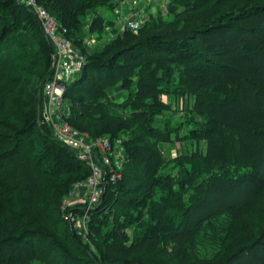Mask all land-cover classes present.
Here are the masks:
<instances>
[{
	"label": "trees",
	"instance_id": "1",
	"mask_svg": "<svg viewBox=\"0 0 264 264\" xmlns=\"http://www.w3.org/2000/svg\"><path fill=\"white\" fill-rule=\"evenodd\" d=\"M178 1L183 7L174 21L152 20L136 33L116 34L100 51L83 54L82 70L65 83V121L70 127L93 140L119 141L124 149L120 166L116 161L105 171L108 180L110 171L120 177L105 185L90 212L89 240H108L103 228L113 210L125 227L135 223L136 234L127 240V248L119 243L115 249L96 251L71 232L62 213L73 186L87 180L91 170L54 138L51 127L38 126L34 111L43 85L53 76V45L31 11L16 0H0V264H77L81 262L71 255L76 250L97 264H153L129 259L128 248L162 243L183 252L192 243L194 250L204 245L200 234L212 231L214 239L220 237V229L234 221L241 205L264 215V0ZM37 3L80 52L82 20L99 6L108 4L112 11L115 6L114 0ZM104 22L97 16L91 29H102ZM34 62L40 70H32ZM134 70L135 87L123 104L108 101L103 95L107 86L102 85ZM174 73L182 78L179 95L188 93L198 100L195 108L202 121L189 131V138L229 145L214 169L211 159L198 153L180 163V175L163 173L168 163L157 140L168 139L173 130L162 132L153 124L166 110L161 93L171 91L160 86H169ZM10 74L18 77L10 80ZM123 85L129 89L130 82L124 79ZM82 117L88 121H79ZM7 119L18 123L2 121ZM202 174L206 177L197 181ZM173 186L179 194L175 209L182 212L177 227L165 220V201L148 204L157 189ZM172 196L167 199L170 205ZM147 210L149 222L137 223L133 212ZM258 227L222 264H264V224ZM120 234L125 240L124 231ZM215 241L221 248L223 239ZM59 253L61 261L54 257Z\"/></svg>",
	"mask_w": 264,
	"mask_h": 264
},
{
	"label": "rangeland",
	"instance_id": "2",
	"mask_svg": "<svg viewBox=\"0 0 264 264\" xmlns=\"http://www.w3.org/2000/svg\"><path fill=\"white\" fill-rule=\"evenodd\" d=\"M240 1L243 2L248 0ZM114 4L115 6L113 11L108 4H105L96 8L94 13L89 14L82 20L81 52L74 44L71 43L74 51L77 54L84 56L83 54L90 55L92 53L98 52L104 48L106 43H109V41H111L116 34L124 33L126 31L136 33L139 28L150 23L152 20L155 22L174 21L176 19V15L182 11L183 7L178 0H114ZM97 16L101 17L105 21L102 23V29L99 27L91 29V24L95 22V18ZM20 17L23 18V15L19 16L18 18ZM20 33H23L22 35L25 34L24 32ZM117 63H121V60ZM40 67L41 65H39V62H34L32 70H40ZM137 72V70H134V72L131 74L123 73L122 75L120 74L119 77L104 83L102 86H107L103 93L106 99L117 105L123 104V102L127 99L128 92L135 87V81L137 79L136 77H138ZM65 74L66 75L63 81H66L67 84L73 82L75 77L78 75H75L71 72L68 73V71ZM173 75L175 77L169 86H165V84L160 86L169 87L171 91L168 93H161L159 98L161 103L166 107V110L162 116L154 120L153 124L154 127L158 128L162 132H165L166 128L173 130H171L172 135L169 136L168 139L160 138L157 140V147L161 151L164 160L168 163L163 173H167V171L168 173H173L174 171L175 175H180V163L189 156L198 153L208 156L213 163L212 169H214V165H220L222 159L221 157H223L225 152L228 151L229 145L224 141H213L210 143L204 139L192 140L189 138V131L195 129L202 121L198 110L195 108L198 100L196 99V96L190 95L188 93H181V95H179L180 93L177 92L176 88L180 85L179 83H181L182 78L179 74L176 75V73H174ZM17 77L18 75L16 74L9 75L10 80H14ZM26 77L31 79L30 76ZM158 77L160 76H157L156 78ZM124 79H127L130 82L129 89L123 85ZM17 81L19 80H16V83ZM63 81L61 82L62 84ZM48 84L49 83L43 85L42 91L38 96V99L41 96L40 102L39 104L37 103L38 105H36L34 109L35 112H38V126L40 127L46 125L44 121H42V115L45 110V99L43 92ZM63 85L65 86V84ZM20 87L22 88V83L20 84ZM204 105L205 107L207 106L206 103ZM67 106L68 102L62 101V104L59 107L53 109V121L64 119L62 115L66 118ZM2 121L10 122L12 123L11 125H16L18 123L16 122L15 124V121L12 119ZM79 121L82 122L88 120L82 117ZM75 131L78 132L77 130ZM78 133L81 134L80 132ZM70 149L73 150L72 148ZM240 151H243L242 147L240 150H238V152ZM110 158L111 159L100 160V164L105 171H108L116 166L115 163L117 158H115L114 155ZM203 177H206L205 174L199 176L197 181H202ZM106 180L109 183L110 180L107 178ZM108 183L105 185L109 186L107 185ZM80 193L82 194L83 190H80ZM78 194L79 192L76 193V195ZM171 195L173 196L171 198L172 203L170 205L168 203L170 200L167 199H169ZM176 195H179L178 188L173 186L171 188L157 189L155 193L150 195L148 199V204H150V202L156 204L158 201H165V207L167 208L165 211V214H167L165 220L169 224L175 222L174 227L179 226L178 223L182 220V212H178V209H175V204L178 200ZM181 199L185 200L186 197L183 195L181 196ZM72 202H75V200ZM119 209L120 208L118 207L117 210ZM127 212L131 213L132 210L128 209ZM62 213L65 214L66 211L63 209ZM133 216L138 217L137 223L139 221L142 223H148L150 220V212L148 210L138 214L133 212ZM105 217L107 218V226H105L103 229L110 234L108 240L104 241L102 240L103 237L98 236L96 237L98 243L90 242L91 244L89 247L92 250L93 247H96V251L98 250L97 247H99L102 251H104L103 248H105V250L115 249L119 243H122V245L127 248L129 245L127 240L129 241V238H132L133 234H136L132 233L136 229L135 223L129 224L127 225L128 227H125L123 220H121L122 217L119 215V212L115 213V210L109 213V216ZM223 218L224 217L221 218V222L225 220H223ZM53 220L54 219H52V222ZM263 224L264 215L254 212L251 208H249L248 204H243L241 205V209L236 212L234 221L227 225V227L223 226L225 229H220L221 232L218 233L220 237L214 239L212 231H207L200 234V238L202 242H204L203 246H198L195 247L194 250H190L192 249V243H190L186 245L185 251L180 252V250H177L171 245L163 246L162 243H157L153 247L150 245L151 243L145 242L139 249L130 250V248H128L129 250L127 256H129V259H148L153 264H222L224 259L230 254L229 252L236 250L239 246H241L242 241H244L243 238L250 236L254 237L256 234L255 230H258L260 228L258 226ZM121 231H124L127 236L125 240H123L121 236L117 235L120 234ZM113 232H115V235L111 234ZM137 232L140 233V230ZM218 239H223L221 248L215 241ZM100 242L102 243L100 244ZM108 244H110L111 247H107ZM71 249H75V247L73 248V246H71ZM163 251H165V253ZM71 255L75 257L77 261L81 262L77 264H97L95 260H91L89 257L82 255L80 250H76V252L72 253ZM116 256L119 257L118 255ZM54 257H56L59 261H61L60 258L63 260L61 253L55 254Z\"/></svg>",
	"mask_w": 264,
	"mask_h": 264
},
{
	"label": "built area",
	"instance_id": "3",
	"mask_svg": "<svg viewBox=\"0 0 264 264\" xmlns=\"http://www.w3.org/2000/svg\"><path fill=\"white\" fill-rule=\"evenodd\" d=\"M16 2L35 15L45 37L54 48L52 54L54 72L52 79L43 92L45 110L42 121L51 127L53 136L58 142L75 150L78 158L86 161L92 173L87 180L73 186L62 206V209L66 211L64 219L68 223L71 232L90 246L88 230L90 212L97 204L105 184L108 183L105 178L106 172L103 170L100 160L108 159V156L114 155L117 158V166L119 167L123 161L124 149L119 141L110 144L107 138L93 140L83 133L79 134L70 127L63 115L64 119L53 121V109L59 107L64 101L65 86L63 84L66 81L63 80L65 73L68 71V73L71 72L76 75L83 68L85 59L74 51L71 42L64 36L65 30H60L55 18L39 5L37 0H16ZM110 174V182H114L120 177L112 171H110ZM80 190H83L82 194ZM77 192H79L78 195H76ZM73 200L75 202H72Z\"/></svg>",
	"mask_w": 264,
	"mask_h": 264
}]
</instances>
